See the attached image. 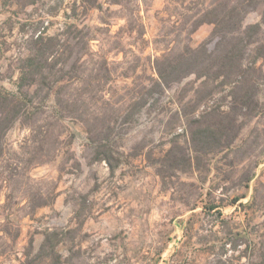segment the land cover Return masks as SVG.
Segmentation results:
<instances>
[{
	"label": "rangeland",
	"instance_id": "obj_1",
	"mask_svg": "<svg viewBox=\"0 0 264 264\" xmlns=\"http://www.w3.org/2000/svg\"><path fill=\"white\" fill-rule=\"evenodd\" d=\"M203 1L129 0L123 6L104 4L100 10L87 8L91 0H42L28 7H22L17 0H0V84L9 91L16 89L19 57L26 53L27 40L32 34L42 31L62 36L66 25L72 22H77L79 27L85 26V31L99 25L105 28L96 31L98 38L91 41V47L107 56L113 70L114 96L112 105L106 110L112 111L113 106L125 109L129 97L127 89L141 85L150 75H155L154 58L167 47L169 39L186 37V31L181 32L186 16ZM75 4L76 11L73 10ZM263 10L264 4L248 13L245 22L261 21ZM102 19L105 22H101ZM133 20L143 24V35L137 31L138 27L134 31L128 30L129 21ZM212 30L213 24L201 25L193 33L192 43L198 45L209 39L208 46L213 49L216 38L211 37ZM122 46L127 49V56L119 50ZM135 64L140 74L138 78L122 75ZM257 64L264 69V61ZM192 80L194 76L168 88L153 109L144 110L135 121L125 122L124 116L119 117L117 130H127L117 138V149L128 159L114 172L106 161L87 160V132L79 120L56 115L52 103L43 102L42 117L52 131L51 141L45 149L54 154L47 162L33 167L30 174L42 181L40 186L44 187L45 193L54 186L59 193L51 205L38 209L31 216L27 214L25 202L21 201L23 190H19L13 181L2 183L0 175V264H22L27 255L33 256L37 252L45 232L55 229L64 237L56 247L62 264H177L182 261L212 264L210 261L220 256V243L229 230L248 233L252 242L258 245L264 243V76L261 85L263 106L257 115L245 122L235 143L248 138L247 152L253 156L251 159L246 156V160L236 167L225 164V179L220 176L213 180L221 182L222 186L214 190V195L220 196L225 185L237 181L250 162L260 159L249 189L231 185L224 192L231 198L247 191L241 201L246 204L254 201L253 204L225 207L226 224L221 229V218L209 214L192 216L188 204L196 199V188L193 189L195 192L188 191L186 186L188 190L182 191L163 188L157 173L158 164L154 161L170 146L174 133H184L180 122L173 123V130H169L167 124L173 119L170 118L172 112L179 108V90ZM207 104L204 103L200 110ZM221 104L223 109L228 108L226 102ZM29 133L23 124H15L8 135L9 144L23 145L27 150L30 144L25 142ZM185 138L181 135L180 140L183 142ZM138 148L143 152L131 155ZM179 181L200 184L198 172L188 177L183 175ZM181 197H186L189 202H182ZM195 211L200 213L199 209ZM189 218L191 225L185 236ZM204 236L210 243L215 240L208 246L216 244L217 247L205 248L207 239L204 240ZM164 246L165 251L160 253ZM227 247L230 248V244ZM222 257L228 264H249L254 254L246 251V241L242 240L237 249L230 248ZM52 262L45 257L39 264H54Z\"/></svg>",
	"mask_w": 264,
	"mask_h": 264
},
{
	"label": "trees",
	"instance_id": "obj_2",
	"mask_svg": "<svg viewBox=\"0 0 264 264\" xmlns=\"http://www.w3.org/2000/svg\"><path fill=\"white\" fill-rule=\"evenodd\" d=\"M39 1L42 0H17L19 4L22 3V7ZM125 2L129 0H91V5H87V8L103 10L104 4L123 6ZM262 4L264 0L203 1L200 7L186 16L181 30L186 31V37L169 39L167 47L160 50L154 58L155 75H150L147 82L127 89L129 97L125 109L113 106L112 111L108 112L107 106L112 105L114 96V86L111 83L113 70L107 56L91 47V41L98 38L96 31H102L105 27L98 25L85 31V26L79 27L77 22H72L66 25L62 36L42 31L32 34L27 40L26 53L19 57L16 89L9 91L0 84L2 183L13 181L18 184L17 188L24 192L21 201L25 202L24 207L31 216L38 209L55 201L59 193L57 187L54 186L45 193L44 187L40 186L42 181L30 174L33 167L47 162L54 154L45 149L51 141L52 131L47 125L49 123L45 124L42 117L43 102L52 103L56 115L79 120L87 132V160L106 161L114 172L128 159V156L117 149V138L127 130H117L116 122L119 117L124 116L125 122L135 121L144 110L151 111L168 88L182 84L194 76V80L186 82L179 90V108L172 112L170 118L173 119L167 124L169 130H173V123L180 122L184 126V133H174L170 146L154 162L158 164L157 173L164 189L175 188L182 191L189 187L186 190L193 192L196 188V199L188 204V209L193 212L192 216L214 215L221 218V229L224 228L225 207H246L254 202L246 204L241 201L247 196V191L231 198L229 195L225 196L224 192L231 185L249 189L256 175V168L261 163L258 158L254 163L250 162L245 171L239 174L237 181L230 186L225 185L222 195H214V190L222 185L220 181L213 180L220 176L225 179V164L236 167L246 160V156L250 159L253 156L247 152L248 138L235 143L245 122L257 115L263 106L261 85L264 69L257 63L264 61V10L261 21L245 22L247 14L259 9ZM73 10L76 11V4ZM101 22L105 21L102 19ZM205 23L213 24L211 37L216 38L213 49L208 46L209 39L198 45L192 43L193 33ZM137 27V31L143 35V24L136 20L129 21V31H134ZM92 29L94 32L91 33ZM119 50L127 56L125 47L122 46ZM137 70L138 66L135 64L122 75L138 78L140 74ZM211 101L216 104H207ZM224 101L228 105L227 109L222 108L221 103H225ZM204 103L207 105L200 110ZM17 123L26 126L30 132L25 142L30 144L27 150H24L23 145L14 147L9 144V132ZM181 135L186 137L183 142L180 140ZM142 152V148H138L131 155L137 156ZM12 166L14 170L10 171ZM195 172H198L200 184L179 181L183 175L188 177ZM229 177L232 178L230 174ZM181 198L182 202H189L186 197ZM197 209L200 213L195 211ZM191 218L186 222L184 235L191 225ZM214 235L217 237V232ZM63 238L58 229L46 231L37 252L33 256L27 255L22 264H39L45 257L50 258L54 264H62L56 247ZM203 239H207V236ZM242 240L246 241V251L254 254L249 264H264V243L258 245L252 242L248 233L231 230L225 233V238L220 243V256L210 263L228 264L222 255L230 248L237 249ZM213 241L215 242L212 240L211 243ZM211 243L208 239L205 240V248L211 247L212 245L208 246ZM229 244L230 248L227 247ZM216 247L214 244L208 250ZM165 249V246L161 248L160 253ZM216 254L219 255L218 252Z\"/></svg>",
	"mask_w": 264,
	"mask_h": 264
}]
</instances>
